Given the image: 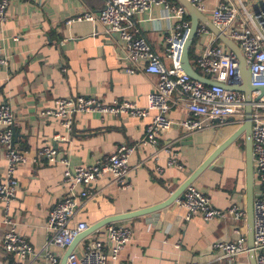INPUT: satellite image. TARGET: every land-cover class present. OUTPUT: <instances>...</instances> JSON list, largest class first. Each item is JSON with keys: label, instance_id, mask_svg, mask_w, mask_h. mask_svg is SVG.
I'll return each instance as SVG.
<instances>
[{"label": "crops", "instance_id": "1", "mask_svg": "<svg viewBox=\"0 0 264 264\" xmlns=\"http://www.w3.org/2000/svg\"><path fill=\"white\" fill-rule=\"evenodd\" d=\"M220 1L203 0L207 9L203 15L210 20V10ZM228 1L243 6L249 13L258 11L264 2ZM169 2L179 5L174 0ZM102 7L103 0H13L6 10L5 21L0 23V50L9 62L0 69V105L7 104L12 109L14 143L26 157L17 168L18 189L8 216L15 231L36 252L44 251L50 237L46 227L49 212L66 194L63 166L48 164L40 155L41 148L50 145L57 151L58 159L68 157L71 167L91 165L114 153L122 143L137 146L154 115L151 112L146 118L137 119L76 114L70 131L55 119L39 115L52 109L57 99L79 95L105 105L126 101L146 108L147 95L156 79L144 72L145 63L140 62V68L128 75L123 62L125 46L117 35L93 36L95 29H100L90 21L67 23L84 13L97 15ZM175 24V19L166 18L162 6H153L148 13L134 18L138 35L163 59L166 68H170L165 59L166 38ZM212 36L210 32L196 34L189 52L195 70L194 61L211 43ZM168 116L175 123L184 119L182 102H176ZM241 124L232 119L224 125L216 121L214 126L193 134L176 125L158 139L155 147H137L129 158V188L119 189L103 176L95 185L94 196L81 200V209L73 222L82 221L90 227L107 217L164 202ZM221 131L224 133L219 134ZM166 148L171 149L182 170L167 165ZM4 154L0 146V181L6 169ZM191 185L209 196L220 211L232 205L246 209L244 135L226 146ZM257 189L255 181L254 193ZM177 201L157 212L111 223L129 227L132 235L118 260L110 264H250L248 254L215 259L212 245L236 237L233 221L205 222L198 215L186 219L187 212ZM5 216L0 205V264H47L43 254L36 259L19 260L4 250L2 239L9 231L4 224ZM103 231L101 228L88 237L101 240ZM85 242L86 238L78 243L76 254L82 255ZM49 250L59 259L65 253L53 247Z\"/></svg>", "mask_w": 264, "mask_h": 264}, {"label": "built area", "instance_id": "2", "mask_svg": "<svg viewBox=\"0 0 264 264\" xmlns=\"http://www.w3.org/2000/svg\"><path fill=\"white\" fill-rule=\"evenodd\" d=\"M13 0H0V23L5 21L6 10ZM197 11L204 14L207 9L203 0H187ZM153 6H162L166 18L176 20L174 31L166 38L165 59L170 62L166 68L163 59L151 48L149 43L138 35L134 27L136 15H144ZM210 21L222 31L241 51L251 73V85L264 87V2L255 13L222 0L210 10ZM181 5H173L168 0H103V7L97 15L84 13L68 20V24L78 21L93 22L96 28L93 36L99 33L117 35L124 43L125 72L133 75L144 62V72L155 77L152 91L147 95L146 108H139L130 102H114L105 105L95 98L76 96L57 99L54 107L39 113L42 118H53L60 125L71 130L76 114H96L100 117L146 118L151 112V123L145 129L144 137L137 146L120 144L114 153L91 165L71 167L68 157L58 159L57 151L50 145L40 150L48 164L62 165V184L65 196L49 212L46 227L49 240L44 251L36 252L14 229L8 211L16 197L18 166L26 161L14 143L15 116L7 104L0 105V146L5 151L6 169L0 181V205L5 212L4 224L9 231L4 234V250L19 260L36 259L43 254L47 264H59V257L50 252V248L66 250L73 240L88 226L85 222H73L81 209V200L94 196L96 183L103 177L109 178L110 184L119 189L129 188V158L137 147H155L158 139L178 125L189 134L197 133L214 126L233 122L242 123L244 119L245 96L241 92L225 90L220 86H207L192 80L181 69L184 43L189 31L190 21ZM205 26L200 25L197 34H208ZM197 55L194 65L208 79L228 86L239 85L241 75L238 60L215 36ZM8 57L0 50V69L7 67ZM259 92L252 93V154L254 177L258 185L253 201V251L256 264H264V95L259 99ZM173 98H175L173 100ZM182 102L186 117L175 123L168 114L176 102ZM167 165L182 170L171 149ZM156 171L161 172L160 169ZM178 206L186 210V219L193 215L201 216L203 221L230 219L234 224L235 239L218 241L212 245L218 261L232 259L248 253L246 243V209L241 205H232L226 211L215 208L209 196L194 186H188ZM103 239L87 237L82 255L72 252L66 264H110L118 260L120 252L130 241L132 230L127 226L109 224L103 227ZM190 264H198L191 262Z\"/></svg>", "mask_w": 264, "mask_h": 264}, {"label": "water", "instance_id": "3", "mask_svg": "<svg viewBox=\"0 0 264 264\" xmlns=\"http://www.w3.org/2000/svg\"><path fill=\"white\" fill-rule=\"evenodd\" d=\"M179 5H181L187 12V16L190 20L189 31L184 43L183 53L181 58V69L187 74L192 80L200 82L207 86H220L225 90L241 92L245 96V107H244V119L241 126L229 136L222 145H220L199 167L192 175L177 189L175 190L167 200L164 202L134 212L126 213L123 215L107 217L94 225L88 227L84 232H82L78 237H76L70 246L65 250L64 255L59 261V264H66V259L70 253H72L79 242L87 238L99 229L119 221H124L147 214L157 212L163 208L168 207L175 201L182 198V193L184 190L190 186L193 181L199 176L213 161L218 157L221 151L231 143H233L240 135H244L245 138V154H246V243L248 249V257L250 264H256L255 255L253 251V201H254V160L252 154V139H251V126H252V93L258 91L259 95L256 100L264 95V87H254L251 85V73L246 65L245 59L236 46V44L231 41L222 31L213 25V23L202 13L196 10L187 0H174ZM199 25H203L206 29L216 37L219 43L223 44L226 49L232 52L239 65V71L241 75V83L239 85L228 86L222 83H217L208 79L207 77L198 73L191 65L189 60V52L191 45L197 34V29ZM224 132H220L222 134ZM16 134L14 133V138Z\"/></svg>", "mask_w": 264, "mask_h": 264}, {"label": "trees", "instance_id": "4", "mask_svg": "<svg viewBox=\"0 0 264 264\" xmlns=\"http://www.w3.org/2000/svg\"><path fill=\"white\" fill-rule=\"evenodd\" d=\"M170 1V0H169ZM188 18V17H187ZM189 19V18H188ZM196 71L198 72V73H200V74H202L201 72H199L197 69H196ZM203 75V74H202Z\"/></svg>", "mask_w": 264, "mask_h": 264}]
</instances>
